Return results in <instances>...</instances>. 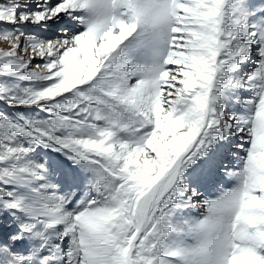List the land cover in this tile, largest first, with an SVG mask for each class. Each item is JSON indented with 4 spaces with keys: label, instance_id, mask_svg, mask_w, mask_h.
Here are the masks:
<instances>
[{
    "label": "snow or ice",
    "instance_id": "obj_1",
    "mask_svg": "<svg viewBox=\"0 0 264 264\" xmlns=\"http://www.w3.org/2000/svg\"><path fill=\"white\" fill-rule=\"evenodd\" d=\"M0 41V264H264V0H0Z\"/></svg>",
    "mask_w": 264,
    "mask_h": 264
},
{
    "label": "rangeland",
    "instance_id": "obj_2",
    "mask_svg": "<svg viewBox=\"0 0 264 264\" xmlns=\"http://www.w3.org/2000/svg\"><path fill=\"white\" fill-rule=\"evenodd\" d=\"M32 26H28V28L26 29L27 31L29 32H37L36 30L34 29H31ZM42 35H50L51 33H41ZM4 41H0V48H2L1 44H3ZM5 44H7V42H5ZM4 44V47L3 48H7V46H5ZM38 62V61H37ZM0 108H3L4 110L6 111H9V112H16V111H20V112H25V113H28V114H31L32 112H34L35 110H29V109H10V108H7V106H4V105H0ZM218 180H214L213 182H209L208 184L209 185H206L208 187H211V186H215V184H217V187H216V190L215 189H211L213 192H212V195L217 193V191L219 190L220 186L223 185L225 187L229 186L227 184L224 183V181L221 179V178H217ZM211 185V186H210Z\"/></svg>",
    "mask_w": 264,
    "mask_h": 264
},
{
    "label": "bare ground",
    "instance_id": "obj_3",
    "mask_svg": "<svg viewBox=\"0 0 264 264\" xmlns=\"http://www.w3.org/2000/svg\"><path fill=\"white\" fill-rule=\"evenodd\" d=\"M31 29H34V30H36L37 32H39L40 30L39 29H35V28H33V27H31ZM33 32V31H32ZM4 44H5V42H3V44H1V46H2V48L4 47ZM5 46H7L8 47V44H5ZM218 179L216 178V181H217ZM213 182V181H212ZM210 184V183H209ZM209 184H207V185H209ZM211 186V185H210ZM216 187H217V184H215V186H211V187H208V186H206V188H205V195H212V190L213 189H215L216 190ZM218 188V187H217ZM212 189V190H211Z\"/></svg>",
    "mask_w": 264,
    "mask_h": 264
}]
</instances>
